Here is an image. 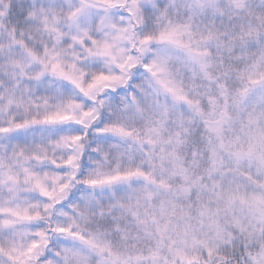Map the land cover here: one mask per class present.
<instances>
[{"label":"snow or ice","instance_id":"1","mask_svg":"<svg viewBox=\"0 0 264 264\" xmlns=\"http://www.w3.org/2000/svg\"><path fill=\"white\" fill-rule=\"evenodd\" d=\"M0 264H264V0H0Z\"/></svg>","mask_w":264,"mask_h":264}]
</instances>
